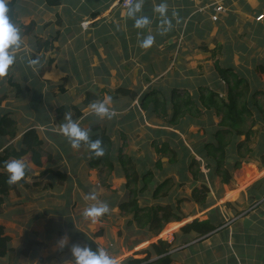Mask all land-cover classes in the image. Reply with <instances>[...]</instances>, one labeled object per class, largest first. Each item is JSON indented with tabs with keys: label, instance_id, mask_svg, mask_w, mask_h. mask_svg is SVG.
<instances>
[{
	"label": "rangeland",
	"instance_id": "rangeland-1",
	"mask_svg": "<svg viewBox=\"0 0 264 264\" xmlns=\"http://www.w3.org/2000/svg\"><path fill=\"white\" fill-rule=\"evenodd\" d=\"M9 1L11 0H6L7 3ZM224 4L226 14L216 22L211 19L212 10H206L200 14L203 16L201 19H198V13L192 20L187 21L188 25L185 21L177 25L171 40L172 43H178L177 49L179 53L184 52L185 59L179 62L177 60L170 70L157 71L152 63L146 66L147 60L129 49V56L135 57L133 62L142 64L145 68L138 70L126 64V69L124 66L116 68L115 75L110 77L108 68L94 53L98 43L89 35L88 26H83L81 12L85 7L81 0H61L57 6L48 5L46 0H16L17 17L25 26L18 28L22 45L16 50V62L6 75L0 76V118L9 113L10 118L16 121L12 128L17 136H0V154L6 155L5 150L9 145H12L11 148L20 149V138L26 130L35 126L43 140L44 151L52 154L53 158L44 167H37L26 158L9 159L23 160L28 165V171L22 179L24 183L22 180L18 181L8 194H0V225L5 227V233L11 237L10 246L15 252L14 261L4 257L0 258V264H72L70 248L61 250L58 246L62 237L60 234L64 232L78 234L93 249L95 243L91 239L94 238L110 254L116 248L130 243L134 229L137 235L135 238L148 236L151 241L154 237L149 235L148 228L138 227L132 213H126L119 208V202L131 198L127 179L118 175L119 171L123 172L125 169L123 164L114 161V168L110 171L103 164L93 167V150L88 144L82 142L79 148H73L67 137L61 133L60 128L66 123V116L82 128L88 129L90 138L101 139V136H108L114 152H120L121 149L123 157L128 159V167L133 164L140 176L147 170L154 172L155 180L151 183V187L154 184L153 187L138 196L142 207L140 215L145 214L147 208L164 206L171 202L174 208L179 205L178 212L187 216L182 221L188 219L187 222H191L196 218L206 220L217 214L223 217L221 220H214L218 226L210 236V239L213 235L219 237L217 249L214 247L215 259H218L219 254L227 253V229L230 230L234 224L235 227L249 229L264 228L263 195L250 200L246 188L241 191L243 198L235 200L236 195L231 192L230 197L234 200L225 199L226 195L221 200L228 189L241 188L245 175H254L246 179L247 184L264 176L263 173L254 171L257 167L262 169L255 159H248L233 171V187L221 183L218 176L214 178L212 185L209 184L210 203L204 205L210 207L205 210H201V206L191 198V182H195L192 172H196L198 166L188 163L181 174L175 165L169 164L167 156L162 157L164 170L157 168L155 164L161 152L158 145H162L167 138L166 133L161 134L165 137L155 145L154 138L159 135L158 130H172L188 142L194 140L197 145V142L202 143L209 138L205 129L214 125L213 121L217 122V118H207L204 128L201 125L186 124L181 116L179 129L166 126L163 119L165 115L169 119L174 117L171 104H167V113L164 115L160 107L158 113L147 112L140 102L149 93L157 96L158 100H163L162 98L172 94L174 88L177 96H183L188 90L200 106L201 88L217 89L227 99L226 83L221 88L215 85L216 78H219L215 64L218 62L222 67L226 66L229 56L248 79L257 80L252 81L253 84H258L259 88L264 87V75L257 71V64L264 62V0H224ZM119 7L125 9L120 4ZM116 28L122 30L118 24ZM132 30L129 29L128 33ZM231 41L233 46L229 44ZM194 42L198 43V48L193 45ZM201 43L204 49L200 47ZM218 43L225 44V47L229 45L230 49H220ZM122 44L123 40L119 43L121 52ZM98 50L103 52V46ZM193 52H197L198 56L189 55ZM145 53L148 56L152 54L148 50ZM174 53L170 51L168 58ZM33 59H38V63L31 64ZM161 64L167 66V59ZM9 78H12L13 83ZM154 91L160 94L154 95ZM135 92L137 96L133 98ZM105 97L111 98L107 106L115 112L110 119L106 116L98 117L91 108L92 103L103 101ZM153 105L150 104L151 107ZM63 106L68 109L62 112L60 109ZM74 107L82 114L78 116V110ZM256 116L258 118L257 114ZM261 125L263 123L258 125L261 134L260 137L256 136V141L264 134V126ZM182 127L186 128L187 133ZM189 134L195 136L188 139ZM181 154L179 150V155ZM46 168L53 169L54 173H44ZM200 170L205 174L208 172L205 164L201 165ZM199 182L198 187L201 186ZM142 184L141 182L138 186L141 187ZM160 185L163 187L158 196L154 197V191ZM89 194H95L96 200L86 199ZM241 199L248 202L244 204ZM100 201L108 203V213L96 219L83 216L86 207ZM218 204L220 207L216 210L207 212ZM167 225L169 223L164 228ZM182 233L180 227L176 235ZM260 233H250L252 242L264 239ZM24 238V241H19ZM23 249L27 250L23 252ZM184 250H178L176 254L182 255ZM137 257L140 258L138 255ZM260 259L264 262V253Z\"/></svg>",
	"mask_w": 264,
	"mask_h": 264
},
{
	"label": "trees",
	"instance_id": "trees-1",
	"mask_svg": "<svg viewBox=\"0 0 264 264\" xmlns=\"http://www.w3.org/2000/svg\"><path fill=\"white\" fill-rule=\"evenodd\" d=\"M48 5L57 6L61 3V0H46ZM8 15L11 20L18 28L22 29L25 25L21 24L15 10L16 0H11L7 3ZM145 31V26H143ZM27 33V30H25ZM144 33V32H143ZM200 47L204 49L203 43ZM220 49H226L225 44L218 43ZM228 63L226 66H221L216 62L215 67L218 72V80L216 78L215 85L220 88L223 83L227 86V99L223 98L216 89L201 88L200 91V102L201 106L197 104L190 92L185 91L184 95L177 96V90L174 88L170 96L158 100L157 96H151L152 94H146L142 98L141 106L147 112L158 113L160 107L164 115L167 113L166 106L171 104L174 109V117L168 118V115L163 117L166 126L179 128L178 124L181 122V116L184 118L186 124L201 125L205 128L206 119L209 117L217 118L213 121L214 125L209 126L205 129V134H209L202 143L197 142L196 145L194 140L190 142L186 138H182L172 130L163 131L158 130V136L154 138L155 145L162 141L165 136L161 134L166 133V141L163 144L158 145L160 157L155 161L157 168L164 170L165 165L162 161V157L167 156L170 165H175L181 174L184 173V168L189 163L190 165L198 166L196 172L193 173L195 182L192 184V200L198 203L201 207L209 205L208 198L210 195V186L214 182V178L218 176L219 180L223 184H227L231 187L232 185V173L234 170L240 168L243 162L248 159H255L259 164L264 167V134L260 140L256 141V136L261 134L258 125L264 126V87H260L258 84H253L245 75L244 71L240 70L239 67L233 64L231 56L227 59ZM257 71L260 75H264V62L257 64ZM12 82V78H9ZM18 85V84H16ZM126 92V91H124ZM154 95L160 94L158 91L153 92ZM163 95V94H162ZM137 96L135 92L133 98ZM153 103L154 107L150 104ZM78 110L77 107H74ZM68 109L63 106L60 110L63 112ZM208 113V114H207ZM258 115V118L256 114ZM80 110L77 111V115H81ZM257 124V126H256ZM16 125V121L10 118L9 113L4 114L0 118V136L4 137L9 135L11 138L17 136L16 131L12 128ZM180 129V128H179ZM183 131L187 133L186 128L182 127ZM197 135V134H196ZM195 134H189L188 139L194 137ZM96 140L97 138H90ZM102 147L104 148V154L102 156H96L93 154L91 165L93 167H99L102 164L108 167L109 171L114 168V161H119L124 166V170L119 171L118 175L123 176L127 179V188L129 190L130 199L119 202V208L126 212L133 214V220L138 224L139 228H148L149 235L157 237L163 230L164 226L171 221H182L185 217L180 211V206L173 207L170 202L164 206H152L147 208V212L143 215L139 214L142 209L138 202V196L140 193H144L148 189L150 190L151 183L155 180L154 172L147 170L142 176L136 171L134 165L128 167V159H125L120 152L113 150L112 142L108 136H101ZM19 143L21 144L20 149L11 148L9 145L5 150L6 155L0 154V169H5V163L10 158H23L29 162L34 163L37 167H44L52 161V154H46L42 147L43 140L38 133V129L35 126L30 127L26 130L23 136L20 138ZM191 143V146L188 144ZM179 150L182 154L179 155ZM205 164L208 172L205 174L200 167ZM53 172L51 168H46L44 173ZM9 173L7 171H0V194H8V192L15 187V184L9 185L7 183V177ZM257 175V173L255 174ZM254 175L244 177L246 180L248 177L252 178ZM23 181V180H22ZM198 181L201 186H197ZM209 181V182H208ZM248 181V180H246ZM143 183L141 187L138 184ZM24 183V181H23ZM210 184V186H209ZM164 185V184H162ZM162 185L158 186L154 191V197L158 196ZM235 189H228L231 192ZM226 193L227 198H231L230 193ZM249 199H255L256 197L264 196V176L253 182L248 187ZM164 196L166 194H163ZM172 195L169 196L171 199ZM180 202V201H179ZM203 204V205H202ZM216 210L214 208L212 211ZM220 211V209H219ZM161 212V214H160ZM218 215V214H217ZM217 215H211L209 219L199 220L194 219L191 222L186 223L181 227V230L187 235V240H197L205 237L208 239L212 232L217 229V224L214 222ZM222 219V218H221ZM219 219V220H221ZM222 221H220L221 223ZM179 224V223H177ZM214 234V233H213ZM11 237L5 233V227L0 225V258L7 257L13 261L15 260L14 248L10 246ZM149 249V250H148ZM27 249H23V252ZM173 250L172 243L166 240L159 239L147 248L144 252H147L145 259H131L125 264H139L144 260L151 258V253L154 251L158 256L154 262L147 264H173L174 255L170 253ZM22 252V253H23Z\"/></svg>",
	"mask_w": 264,
	"mask_h": 264
},
{
	"label": "crops",
	"instance_id": "crops-1",
	"mask_svg": "<svg viewBox=\"0 0 264 264\" xmlns=\"http://www.w3.org/2000/svg\"><path fill=\"white\" fill-rule=\"evenodd\" d=\"M78 2H80V0H78ZM137 2L141 3V10L137 12L134 17H130L128 15V9L125 10L119 7L118 0H81V4H83V7H85L81 12V19L83 17L82 22H84L83 26L84 28L88 26L89 35L93 36L98 43L97 51L94 53L96 54L97 58H99L101 63L108 68V74L110 77L115 75L116 68L124 66L126 69V64L130 65V67L137 68L138 70H143L145 68L144 65L135 64L133 62L135 57L129 56V49L133 50L135 55H142V59L144 60L145 58V60H147L146 66L150 65L151 63L154 64L157 67V71L170 70L177 60L178 62L184 60V52L179 53V49H177L178 43H172L171 37L173 32L176 31L177 25L183 23L184 21L185 24L188 25L187 21L189 22L192 20L198 13V19H201L203 16H200V14H202L203 11H206L203 10V7L209 3V0H137L136 3ZM161 3H165L167 5L166 17L171 23V28L166 32H162L161 30L162 27H167V25H161V21L164 19V17H162L160 13L154 11L155 7ZM145 16L148 17L149 23L145 25L144 31L143 27L137 28L135 26V21L136 19ZM117 24L121 26L122 30H118L116 28ZM131 28L133 30L129 34L128 30ZM149 32L156 35V37H154L153 44L147 48L141 47L140 42L146 36H148ZM121 40H123V52L119 51V43H121ZM229 44L233 46V41H231ZM193 45H196V48H198L197 42H194ZM101 46H103V52L98 50V48ZM226 49H230V46L227 45ZM147 50L152 53L150 56L145 53ZM170 51H174L175 53L168 58L167 55ZM117 52H120L121 54H117ZM145 54L146 56H144ZM191 54L192 56L193 54L198 56L197 52L189 53V55ZM89 56L90 55L88 54V57ZM166 59L167 66L162 65L161 62ZM253 165L257 167L255 164ZM259 166L261 165L259 164ZM257 168L254 171H259L260 173L264 174V167H262V169L260 167L258 169ZM246 182L247 181L244 180L243 184H245L240 185L241 188L237 187L235 190L231 191L236 195L235 198L233 196L235 200H237L239 197H242V189L248 188L249 185L253 183L251 182L250 184H247ZM192 184L193 182H191V185ZM231 192L228 193L231 194ZM226 193L227 191H225L221 200H224ZM225 199L229 198L226 196ZM240 201L244 204L248 202V200L245 199H241ZM209 207L203 206L202 208L200 207V209L205 210ZM214 207H220V204H218V206H213L207 212L211 211V209L213 210ZM216 219H221V217L217 215ZM187 220L169 222V225L163 229L162 233L156 238L153 237L151 241H149L148 236L135 238L137 235L135 234L136 230L134 229V233L132 235L133 239L130 241V243L124 244V246L116 248L114 251L111 250V254L117 259L118 264H125L130 258L142 260L145 259L148 254L144 251L149 248L152 243L157 242L158 239L162 237L163 240H166L173 245V250L170 251V253L174 255L175 263L173 264H219L217 262H220L221 264H264V262L261 261L262 259H260V256L264 253V239L261 238L256 243L252 242V234H250L261 232L260 236H264V228L252 227L249 229L245 227L242 228L243 226L235 227L234 224L233 227L231 226L230 230L227 229V253L219 254L218 259H215L214 247L217 249V240L219 238L216 235H213V238H211L213 239L212 241H210V237L208 239L202 237L197 240H187V235L183 233L178 234V236L176 235L180 227L186 224ZM244 221L246 222V219L243 220V224H245ZM65 234L70 236V243H79L81 245L87 244V242L84 241V238L76 233L71 234L64 232L63 234L61 233L60 236H64ZM89 238L91 239V237ZM24 240L25 238L19 241L22 242ZM91 240L93 243H95V248L98 245L104 248V246H102L94 238ZM180 244H182V246H179ZM177 246L179 247L174 249ZM183 249H185L184 254H176L178 250ZM197 252L200 253L197 255ZM150 253L152 255L151 258L144 260L139 264H147L158 259V256L154 251ZM137 255L140 258H138ZM224 256H226V262H224Z\"/></svg>",
	"mask_w": 264,
	"mask_h": 264
},
{
	"label": "clouds",
	"instance_id": "clouds-1",
	"mask_svg": "<svg viewBox=\"0 0 264 264\" xmlns=\"http://www.w3.org/2000/svg\"><path fill=\"white\" fill-rule=\"evenodd\" d=\"M120 2V0H118ZM122 6V5H120ZM141 10V3L137 2L128 8V15L134 17L137 12ZM8 6L6 0H0V76H4L8 73L11 66L16 62V50L22 45V38L18 27L11 22L8 15ZM154 11L160 13L164 19L161 21V25H167L162 27V32H166L171 28V23L166 17L167 5L161 3L157 5ZM215 22V21H214ZM149 23L148 17H140L136 19L135 26L141 28ZM154 42V36L149 34L141 42V47H149ZM31 64L38 63V59L30 61ZM110 97H105L103 101L94 102L91 104V108L95 115L98 117H108L109 119L115 115L114 111H111L107 106ZM66 123L61 125V133L67 137L73 148H79L81 143L88 144L89 148L93 150V154L96 156H102L104 154V148L102 147V140H91L89 136V130L82 128L77 122L73 121L70 117H65ZM5 168L9 173L7 177V183L9 185L15 184L21 181L28 171V165L20 159L10 160L5 163ZM86 199L96 200L95 194H89ZM109 212V205L107 202H96L86 207L83 211V216L96 219ZM58 246L61 250L65 247H69L72 255V264H118L115 257L109 254V252L99 245L93 249L90 245H81L79 243H70V236L65 234L58 241Z\"/></svg>",
	"mask_w": 264,
	"mask_h": 264
},
{
	"label": "built area",
	"instance_id": "built-area-1",
	"mask_svg": "<svg viewBox=\"0 0 264 264\" xmlns=\"http://www.w3.org/2000/svg\"><path fill=\"white\" fill-rule=\"evenodd\" d=\"M137 0H120L119 4L125 9L136 3ZM203 10H212L211 19L213 21H218L222 16L226 14V7L224 0H209V3L203 7Z\"/></svg>",
	"mask_w": 264,
	"mask_h": 264
}]
</instances>
